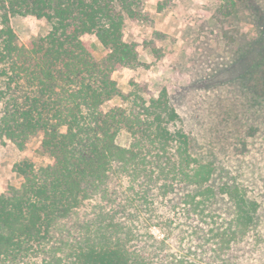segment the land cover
<instances>
[{
    "label": "trees",
    "instance_id": "16d2710c",
    "mask_svg": "<svg viewBox=\"0 0 264 264\" xmlns=\"http://www.w3.org/2000/svg\"><path fill=\"white\" fill-rule=\"evenodd\" d=\"M143 6L0 0V139L19 150L38 139L51 160L15 164L20 185L0 192V264H172L170 244L151 234L152 227L168 231L163 214H144L168 194L174 215L188 218L217 203L216 211L254 218L256 204L237 187L207 185L212 174L201 166L191 171L187 137L174 129L178 116L166 92L130 105L113 80L137 63L124 28L144 18ZM24 17L44 20L47 34L21 44L11 21ZM93 39L105 51L99 60ZM262 72L252 71L251 88L264 98ZM116 98L124 106L105 111ZM159 180L162 188L150 193ZM194 187L185 211L177 209V195Z\"/></svg>",
    "mask_w": 264,
    "mask_h": 264
},
{
    "label": "rangeland",
    "instance_id": "374dc122",
    "mask_svg": "<svg viewBox=\"0 0 264 264\" xmlns=\"http://www.w3.org/2000/svg\"><path fill=\"white\" fill-rule=\"evenodd\" d=\"M143 1L144 18L124 28L126 42L136 45L137 63L115 72L113 80L130 105L135 98L148 103L166 92L178 116L174 129L187 137L191 171L199 166L211 171L207 185L235 186L239 196L257 208L251 221L238 211L214 210L217 203L186 218L185 198L195 193V187L188 188L175 198L184 215H174L167 204L170 194L144 213L163 214L168 229L152 227L151 234L170 244L172 264H264V98L251 88L252 71H264V0ZM11 22L21 44L48 31L41 19ZM93 45L99 60L105 51L96 39ZM122 105L116 98L103 109ZM39 143L35 139L19 150L0 139V192L20 185L15 164L51 162L40 153ZM163 184L157 181L149 192Z\"/></svg>",
    "mask_w": 264,
    "mask_h": 264
}]
</instances>
